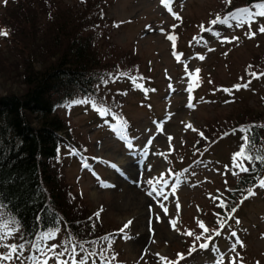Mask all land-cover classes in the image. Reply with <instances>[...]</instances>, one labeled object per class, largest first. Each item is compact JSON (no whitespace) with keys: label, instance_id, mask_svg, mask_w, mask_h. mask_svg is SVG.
Here are the masks:
<instances>
[{"label":"rangeland","instance_id":"obj_1","mask_svg":"<svg viewBox=\"0 0 264 264\" xmlns=\"http://www.w3.org/2000/svg\"><path fill=\"white\" fill-rule=\"evenodd\" d=\"M57 1L74 11L82 10L86 0ZM14 2L0 0V30L8 32L0 36V93L23 86L20 75L6 73L14 67L9 45L16 35L3 19ZM226 2L171 0L169 12L162 0H99L97 24L103 37L98 42L103 49L111 44L106 57L116 67L97 92L104 104L87 98V103L58 110L73 145L62 147L57 165L68 199L74 193L76 203H83V215L95 214L99 232L107 239L100 235L79 244L73 237L67 245L58 233H43L29 245L0 206V257H12L0 259V264H217L220 256L223 264H264V187L258 186L264 173L231 202L228 190H234L241 173L233 156L243 140L239 132L219 136L233 119L264 113V76L259 75L264 73V33L259 32L264 17L250 24L246 18H231L238 9L256 11L241 5L220 17L218 10ZM217 17L222 22L212 24ZM251 32L256 35L249 38ZM169 36L176 37L175 47ZM249 81L247 88L234 87ZM93 103L109 115H100ZM262 147L264 151V143ZM162 175L166 184L157 182ZM249 190L255 194L243 199ZM221 200L227 208L218 206ZM141 201L147 207H141ZM232 208L234 219L227 220ZM221 218L227 223L219 236L213 235ZM173 219L178 230L170 224ZM198 221L210 230L208 248L199 247L203 239L184 234H201ZM49 234L52 238L46 239Z\"/></svg>","mask_w":264,"mask_h":264},{"label":"trees","instance_id":"obj_2","mask_svg":"<svg viewBox=\"0 0 264 264\" xmlns=\"http://www.w3.org/2000/svg\"><path fill=\"white\" fill-rule=\"evenodd\" d=\"M241 1L239 5L253 7L264 0ZM14 3L3 19L16 35L9 45V63L14 67L6 73L20 75L23 86L0 93V206L19 227L21 241L29 245L43 233H58L67 245L74 238L77 243L100 235L105 239L95 214L83 215V203H76L74 193L68 199L57 165L62 147L73 145L67 121L58 110L87 98L104 104V98H96L97 92L110 81L109 74L116 67L106 57L111 44L103 49L98 42L103 37L97 24L99 0L83 1L84 8L74 11L61 7L57 0ZM226 3L218 10L220 17L239 6L234 0ZM261 121V111L247 119L235 118L219 136L230 132L243 136L240 129L249 128L248 153L254 158L264 156ZM244 162L250 170L236 176L234 190H228L231 202L264 173L260 160Z\"/></svg>","mask_w":264,"mask_h":264},{"label":"snow or ice","instance_id":"obj_3","mask_svg":"<svg viewBox=\"0 0 264 264\" xmlns=\"http://www.w3.org/2000/svg\"><path fill=\"white\" fill-rule=\"evenodd\" d=\"M228 3H231V0H227ZM162 3L165 4V6L168 8V11L171 12L172 9H171V0H162ZM253 7L256 9V11H251L247 8H244V9H238L236 10L235 13H230L229 16L233 19H236L237 17L240 18V22H244L245 18H246V21L250 24L251 22L254 21V19L256 17H264V2H261L259 4H255L253 5ZM173 15L175 16V13H173ZM176 19H179L178 16L175 17ZM227 21V18H225V20L223 22H226ZM218 22H222L220 21V18L217 17L216 20H213L211 23L212 24H216ZM202 30H205V31H208L209 29H204L203 26H201ZM259 32L261 33H264V26H261L259 28ZM8 35V32L7 31H3V30H0V36H7ZM256 33L255 32H251L249 34V38H252L253 36H255ZM170 40L173 41V47H175V39L176 37L175 36H169L168 37ZM194 40L197 41V43H199V40H197V38H193ZM174 55H176V58L177 60L179 61L180 60V56L177 55L175 52H174ZM200 59H203V57H199ZM185 67L187 68V66L185 65ZM199 70L197 69L196 70V73L198 74ZM191 76V78L193 80H196L198 79V76L196 74H189ZM251 75L253 76V78H259V76L256 74V73H251ZM260 76H264V73H260L259 74ZM133 79V84L137 87H142V85H139L136 83V78H131ZM251 83V81L245 83V84H242V85H235L234 87L239 90L241 87L243 88H247L248 85ZM192 90V85L190 84L189 86V91L191 92ZM225 91H231L229 89H225ZM191 98V97H190ZM80 102H84V103H87L88 101H76L74 103H80ZM97 112H99L100 115H103V116H107L109 115V112L107 109L103 108V107H97V105L95 103H93L92 105ZM192 105L190 104L189 107H191ZM118 119V118H117ZM189 127H191V125H189ZM120 131H121V134L123 135V132H124V129H123V122H121V125H120ZM241 132L245 133L243 136H242V140L244 141V143L241 145V149L239 152L235 153L234 156H233V161H234V166L239 168V170L241 172H248L250 169L248 167H245L244 166V161L247 160L249 162H252L254 159L256 160H260L262 163H264V156H257V157H253L252 155H250L247 151V146L250 142V137L249 135L247 134L250 129L249 128H241L240 129ZM202 135V133H201ZM126 138V137H125ZM171 139V138H170ZM129 147H131V145H129ZM86 166V165H85ZM113 167H115V165H113ZM161 181H163L165 184L167 183V181H164L163 180V175L161 176L160 180L157 181L158 183H160ZM259 187H264V179L260 180L259 182ZM155 191V189H153ZM151 195V193H149ZM159 194V193H158ZM255 193L252 191V190H249L248 191V194L247 196H245L243 199H247L248 197L254 195ZM166 198V197H165ZM213 199H219L218 197H213ZM243 202V200L241 201V203ZM219 207L221 208H227V205L226 203L221 200L219 205ZM161 208L163 209L164 213L167 215V208L164 207L163 204H161ZM236 209L235 208H232L231 211L229 213H227V220H231V219H234V216L232 215L233 213H235ZM98 215V214H97ZM227 220L224 219V218H221L217 221V223L219 224V229H216V230H213V235H216V236H219L221 234V230L224 229L226 223H227ZM130 223V222H129ZM236 223H239V220H236ZM170 224L171 226L173 227V230H178L176 228V225H177V221L176 220H171L170 221ZM6 227V225H5ZM125 227H128V225H125ZM198 227L201 228L203 231L201 232V234L199 235H196L194 232L192 231H187L185 232L184 234L185 235H188V236H192L194 237L195 241H201L202 239L205 241L204 243H200L199 244V247L200 248H208L209 244L208 242H210L212 240V236L211 235H207V233H209V229L205 226V224L202 222V221H198ZM123 231V229L121 230ZM232 236H235L236 233L233 232L231 233ZM0 238H3V237H0ZM46 239H51L52 238V234H49L47 237H45ZM107 239V238H105ZM239 243V241H237ZM196 249V244L194 243L192 248L189 250V252L191 253V251H194ZM234 250V246H233V249ZM11 252H16V247L15 246H11ZM178 256L180 257V259H183V254H178ZM11 254H9L8 256L6 257H0V259H11ZM161 259H166V258H163L161 257ZM224 262V257L223 256H220L217 264H223ZM37 264H40V262H37ZM42 264H47V260H44L42 262ZM63 264H67V262H63ZM72 264H76L75 260H73ZM80 264H85V261L84 260H81L80 261ZM173 264H178V261L177 262H173ZM230 264H235V260H232L230 262Z\"/></svg>","mask_w":264,"mask_h":264},{"label":"bare ground","instance_id":"obj_4","mask_svg":"<svg viewBox=\"0 0 264 264\" xmlns=\"http://www.w3.org/2000/svg\"><path fill=\"white\" fill-rule=\"evenodd\" d=\"M141 207H147L144 201L140 202Z\"/></svg>","mask_w":264,"mask_h":264}]
</instances>
